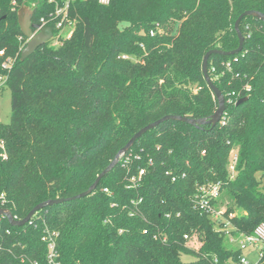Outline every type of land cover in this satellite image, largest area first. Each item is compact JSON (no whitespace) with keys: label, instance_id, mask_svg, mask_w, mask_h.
I'll return each instance as SVG.
<instances>
[{"label":"trees","instance_id":"obj_1","mask_svg":"<svg viewBox=\"0 0 264 264\" xmlns=\"http://www.w3.org/2000/svg\"><path fill=\"white\" fill-rule=\"evenodd\" d=\"M25 2L38 5L33 23L52 10L46 0H0V88L11 107L0 124V209L16 220L86 191L145 126L168 115L208 120L217 101L203 78L205 54L237 48L242 13L264 15V0H76L71 36L21 62ZM239 29L243 50L208 60L225 97L217 126L163 122L126 152L139 160L117 164L88 196L43 208L23 227L0 217V264H48L49 234H57L55 264H238L223 222L194 211L191 199L197 186L219 184L231 235L264 223V23L246 17ZM138 168L146 173L128 189Z\"/></svg>","mask_w":264,"mask_h":264},{"label":"built area","instance_id":"obj_2","mask_svg":"<svg viewBox=\"0 0 264 264\" xmlns=\"http://www.w3.org/2000/svg\"><path fill=\"white\" fill-rule=\"evenodd\" d=\"M76 0H46L48 5L52 6V10L48 12L46 16H41L37 23H34L42 28L44 26H50L53 31L52 37L48 40L46 44H48L52 48H58L62 46L63 42L68 39L74 31L75 23L69 17V9L73 2ZM101 5H107L110 0H97ZM38 8L37 4L31 5V10L34 12ZM39 29L35 30L33 33H38ZM64 33H66L64 35ZM150 36L154 35V31L149 32ZM27 41V40H26ZM4 68H8L9 65L4 64ZM4 79L0 77V83L2 84ZM0 152L2 158L6 159V153L4 148V143L0 142ZM139 160L140 155L138 154H122L119 157L118 163L121 167L126 168L131 160ZM236 157L231 156L229 165H228V172L230 174V178H234V169H235ZM152 164V160H148V165ZM146 169L145 168H138L137 173L131 176L128 179V189H134L137 187L138 183L140 182L141 178L145 175ZM169 175V173H166ZM183 177V176H182ZM176 178L171 177V182H175ZM103 192L107 193L106 189H103ZM220 196V185L219 184H206L197 186L195 193L192 196V209L194 211H201L212 218L217 224L223 222L224 226L220 227V230L224 232V234L228 238V243L234 246L235 248L239 249L240 251L245 249L247 246H255L259 244L261 248L258 250L259 252V259L264 254V223L258 225L252 235H242L239 234L237 236H233L230 234L232 230L230 223L227 219L223 218V212L220 209H215L212 206V202L216 201ZM140 202V201H139ZM166 217H169L167 215ZM15 219V218H14ZM57 234H49L42 238V241L47 244V259L48 264H55V243L54 238ZM157 237L154 236V239ZM186 242L191 241L193 237L184 236L183 237ZM164 240V239H163ZM238 264H248L246 259L239 257Z\"/></svg>","mask_w":264,"mask_h":264},{"label":"water","instance_id":"obj_3","mask_svg":"<svg viewBox=\"0 0 264 264\" xmlns=\"http://www.w3.org/2000/svg\"><path fill=\"white\" fill-rule=\"evenodd\" d=\"M32 16L33 12L31 9L26 8L25 6H22L20 10L18 11V25L20 28V32L22 36L27 40L26 46L22 49L21 54H20V61L23 62L30 56H32L38 48L41 46L45 45L48 40L52 37L53 31L50 26H44L42 28H39L38 25L34 24L32 22ZM246 17H252L254 19H257L261 22L264 23V15L260 12L257 11H246L242 13L235 21L234 23V31L236 33L237 39H238V46L235 50L230 51V52H224L221 50H211L207 52L203 58L202 61V74L204 81L211 91L214 99L217 101V109L215 112L212 114V116L207 120V119H199V120H192V119H187L179 116H173V115H168L160 120L151 123L144 128L140 129L138 132H136L130 140L127 142V144L117 153L113 161L96 177L95 181L93 184L84 192L81 194H78L74 197L71 198H64V199H56V200H47L45 202H42L36 206H34L28 214L21 220H16L12 216L9 210L6 209H0V217H3L7 220L8 224L11 227H23L29 221L33 218V216L40 210L46 207L66 203L69 201H74L77 199L84 198L88 196L90 193H92L100 183L101 179L105 177L113 168L117 165L119 157L122 154H125L129 149L132 148V146L136 143L137 140H139L143 135H145L147 132L150 130L156 128L159 124L166 122V121H175V122H180L184 123L196 128H199L200 126L203 125H209L212 128L217 126V124L220 122L222 119L224 113H225V97L224 95L220 92V90L213 84L211 81L208 71H207V65H208V60L211 56L216 55V56H222V57H231L234 56L238 53H240L243 50V45H244V37L240 32L239 26L241 21L246 18ZM39 29L38 33L34 34L33 32L35 30ZM245 99H241L237 102V104H240L243 102Z\"/></svg>","mask_w":264,"mask_h":264},{"label":"rangeland","instance_id":"obj_4","mask_svg":"<svg viewBox=\"0 0 264 264\" xmlns=\"http://www.w3.org/2000/svg\"><path fill=\"white\" fill-rule=\"evenodd\" d=\"M26 8L31 9V4L25 2L23 4ZM123 26V25H122ZM66 33H64L65 35ZM27 43V41H26ZM23 46V48L26 46ZM22 48V49H23ZM0 83V87H1ZM11 115V107H10V91L6 87L0 88V124L6 125L10 121ZM227 198L224 194L221 195L219 201L217 203V208L220 210H224L223 204L227 203ZM237 214V211L235 212ZM188 246L192 248H197L199 246L198 240L196 237H193L191 241L188 242ZM261 248L259 244L255 246H247L245 249L241 250L240 256L248 262V264H264V259L259 261V252L258 250ZM184 261H190L192 258L188 256H184L182 258Z\"/></svg>","mask_w":264,"mask_h":264}]
</instances>
